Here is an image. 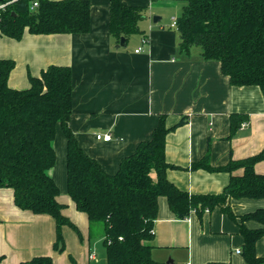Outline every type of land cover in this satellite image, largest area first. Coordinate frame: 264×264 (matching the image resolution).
Here are the masks:
<instances>
[{
    "label": "crops",
    "instance_id": "obj_1",
    "mask_svg": "<svg viewBox=\"0 0 264 264\" xmlns=\"http://www.w3.org/2000/svg\"><path fill=\"white\" fill-rule=\"evenodd\" d=\"M89 1L90 27L85 34L31 35L25 31L20 40L0 36V60L15 63L8 87L26 90L29 75L38 77L51 65L67 66L73 86L69 126L81 149L104 171L115 173L120 161L151 137L159 117L164 116L165 126L175 127L165 137V160L174 166L166 171L167 180L189 195L222 193L229 173L191 165L208 155L211 167H221L264 148V97L259 88L231 86L220 64L203 60L197 47L188 55L179 52L178 32L161 17L166 10L176 11L175 1L121 0L144 9L139 23L142 35L131 36L124 47H117L119 42L109 34V0ZM235 114L247 120L231 137L230 119ZM97 134H110L111 140H97ZM53 147L56 163L48 173L59 188L62 214L79 230L82 241L63 226L65 250L56 252L54 219L20 210L14 205L13 191L0 188L2 264L43 256L54 264H106L104 248L99 250V241L89 239L86 214L77 211L67 194L66 141L60 129ZM254 169L264 174V161ZM241 174L242 169L233 172ZM229 205L235 220L218 208L201 214L192 210L187 218L178 219L166 199L160 198L150 242L152 258L163 264H246L238 216L264 208V200H230ZM244 224L248 229L260 227L253 221ZM256 255L264 256V237L256 244Z\"/></svg>",
    "mask_w": 264,
    "mask_h": 264
},
{
    "label": "trees",
    "instance_id": "obj_2",
    "mask_svg": "<svg viewBox=\"0 0 264 264\" xmlns=\"http://www.w3.org/2000/svg\"><path fill=\"white\" fill-rule=\"evenodd\" d=\"M173 1L181 3L174 27L179 34V52L188 55L191 48L198 47L203 60L220 64L231 86L258 87L264 97V0ZM33 2L37 7L31 9ZM4 3L8 4L0 12V36L20 40L25 31L31 35L89 31V0H0ZM143 13L141 7L109 0L110 36L116 42L123 38L126 44L131 36L142 35L139 23ZM14 67L12 60H0V188L13 191L14 205L20 210L54 219L56 252L65 250L63 226L82 241L79 230L62 214L64 206L57 201L59 188L48 173L56 163L53 142L58 129L66 141L67 194L77 211L88 218L89 239L100 232L106 264H163L152 258L150 245L160 198L166 199L178 219L187 218L192 210L201 214L218 208L235 220L230 200H264V174L254 169L264 161V148L221 167H211L208 155L191 165L193 169L230 174L218 195H189L177 189L166 177V171L174 166L165 160V137L175 127L167 128L164 116L159 117L151 137L123 158L115 173H107L81 149L69 126L71 69L51 65L38 77L28 76V89L15 90L7 85ZM246 120L244 115L231 116V137ZM238 169L242 174L233 175ZM238 219L245 263L264 264V256L256 255V244L264 237V208ZM248 221L260 227L248 229L244 224ZM19 264L54 263L43 256Z\"/></svg>",
    "mask_w": 264,
    "mask_h": 264
},
{
    "label": "built area",
    "instance_id": "obj_3",
    "mask_svg": "<svg viewBox=\"0 0 264 264\" xmlns=\"http://www.w3.org/2000/svg\"><path fill=\"white\" fill-rule=\"evenodd\" d=\"M7 4L8 3L0 4V12L5 10V7L7 6ZM36 7H37V3L33 2L31 9H34ZM175 25H176V18H172L171 19V27L174 28ZM140 42L142 45H144L147 42V40L143 37ZM140 51H141V49L139 48L138 50H135V53H139ZM96 139L102 140L103 142H108L111 140V135L110 134H103V135L97 134Z\"/></svg>",
    "mask_w": 264,
    "mask_h": 264
},
{
    "label": "rangeland",
    "instance_id": "obj_4",
    "mask_svg": "<svg viewBox=\"0 0 264 264\" xmlns=\"http://www.w3.org/2000/svg\"><path fill=\"white\" fill-rule=\"evenodd\" d=\"M176 4H178L179 5V7L176 9V11L174 12V10H166V12L165 13H163L162 15H161V17H162V19L164 20V21H169V22H171L170 21V17L173 15V16H175L177 13H178V15H179V13H180V11H181V3H176ZM175 17H177V16H175ZM198 48V47H197ZM98 230H97V228H95V231L94 232H97ZM95 236H93L92 237V241H99V242H97V244H96V246H97V248L99 249V250H103V246H102V244H101V235H100V232H98V233H95L94 234Z\"/></svg>",
    "mask_w": 264,
    "mask_h": 264
},
{
    "label": "water",
    "instance_id": "obj_5",
    "mask_svg": "<svg viewBox=\"0 0 264 264\" xmlns=\"http://www.w3.org/2000/svg\"><path fill=\"white\" fill-rule=\"evenodd\" d=\"M157 18H154L153 21L155 22ZM125 46V42H124V39L121 38L119 43H118V46L117 47H124Z\"/></svg>",
    "mask_w": 264,
    "mask_h": 264
}]
</instances>
